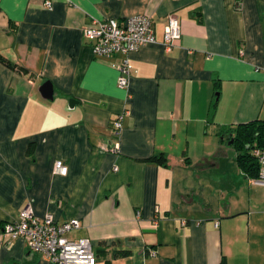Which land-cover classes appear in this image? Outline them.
Masks as SVG:
<instances>
[{
    "label": "crops",
    "instance_id": "1",
    "mask_svg": "<svg viewBox=\"0 0 264 264\" xmlns=\"http://www.w3.org/2000/svg\"><path fill=\"white\" fill-rule=\"evenodd\" d=\"M45 1L0 0V230L29 205L77 219L66 237H86L94 264H264V185L222 143L264 120V0ZM134 14L154 42L129 53L127 98L120 56H93L81 29ZM0 264L50 263L0 233Z\"/></svg>",
    "mask_w": 264,
    "mask_h": 264
},
{
    "label": "built area",
    "instance_id": "2",
    "mask_svg": "<svg viewBox=\"0 0 264 264\" xmlns=\"http://www.w3.org/2000/svg\"><path fill=\"white\" fill-rule=\"evenodd\" d=\"M45 8H50V0L44 2ZM166 23L163 27L162 43L165 47L172 45L180 35L179 20L173 15L166 16ZM81 33L89 40L93 56H114L119 55V60L114 64L117 71L116 85L128 94V80L130 66H128L129 53L137 50L141 45L154 42L151 21L144 14H134L123 20L113 18L94 19L91 25L81 29ZM112 120L114 135L118 134L121 127L119 120ZM118 143L111 145L112 149H118ZM251 153L256 157L260 166L257 177L251 182L264 185V146L253 147ZM53 172L60 175L66 174V165L56 160ZM138 214V211L135 213ZM79 227L77 219L71 218L68 221L57 223L52 214L47 212L37 217L29 205L21 208L15 219L3 222L0 233L6 239L24 238L29 243L31 251L38 252L50 264H94L96 257L91 250L90 241L86 237L68 239L66 234Z\"/></svg>",
    "mask_w": 264,
    "mask_h": 264
},
{
    "label": "trees",
    "instance_id": "3",
    "mask_svg": "<svg viewBox=\"0 0 264 264\" xmlns=\"http://www.w3.org/2000/svg\"><path fill=\"white\" fill-rule=\"evenodd\" d=\"M1 62L9 65L7 61L3 60ZM12 67H15V65ZM228 139H231L237 153L236 165L240 167L246 176L257 177L260 166L256 157L252 155L251 149L264 146V120L254 119L246 123H238L230 130ZM147 159L157 164H166V158L163 154L150 156Z\"/></svg>",
    "mask_w": 264,
    "mask_h": 264
},
{
    "label": "water",
    "instance_id": "4",
    "mask_svg": "<svg viewBox=\"0 0 264 264\" xmlns=\"http://www.w3.org/2000/svg\"><path fill=\"white\" fill-rule=\"evenodd\" d=\"M51 90H52V86H51V82L49 81H45L41 83L38 87V91L41 92L42 96L48 99L51 98V94H52ZM69 103L70 105H72L73 100L70 99Z\"/></svg>",
    "mask_w": 264,
    "mask_h": 264
},
{
    "label": "rangeland",
    "instance_id": "5",
    "mask_svg": "<svg viewBox=\"0 0 264 264\" xmlns=\"http://www.w3.org/2000/svg\"><path fill=\"white\" fill-rule=\"evenodd\" d=\"M230 140H231V139H226V140H225V138H224L223 141H222V143H223V146H224V147H228V150H229L230 152H234V151H235V148H234V145H233L232 143H230V142H231ZM226 142H229L230 144H229V145H226V144H225ZM195 146L199 147V145H195ZM197 149H198V148H197ZM226 161L229 162V159H227ZM225 165H228V164H225Z\"/></svg>",
    "mask_w": 264,
    "mask_h": 264
}]
</instances>
